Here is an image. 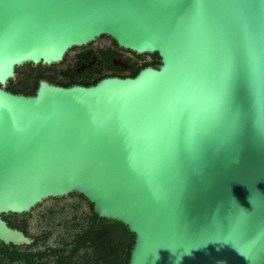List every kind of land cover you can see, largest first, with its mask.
<instances>
[{
  "label": "water",
  "instance_id": "1",
  "mask_svg": "<svg viewBox=\"0 0 264 264\" xmlns=\"http://www.w3.org/2000/svg\"><path fill=\"white\" fill-rule=\"evenodd\" d=\"M101 36L160 64L4 90ZM72 193L128 264H264V0H0V216ZM0 242L31 241L0 218Z\"/></svg>",
  "mask_w": 264,
  "mask_h": 264
},
{
  "label": "trees",
  "instance_id": "2",
  "mask_svg": "<svg viewBox=\"0 0 264 264\" xmlns=\"http://www.w3.org/2000/svg\"><path fill=\"white\" fill-rule=\"evenodd\" d=\"M102 38H107L111 47L83 49L63 68L58 69L57 65H62L67 52L76 47L69 49L57 65L24 64L14 68V79L7 81L4 90L15 95L33 96L39 81L59 87H87L105 77L132 78L139 70L160 64L156 53L135 55L118 48L109 37L98 39ZM124 53L130 54L131 58L124 57ZM113 62L124 63L127 67L121 68ZM69 196L77 197L79 205L85 204L86 209L69 217L64 235L54 245H49L52 229H42L40 234L31 231V214L40 204L28 213L2 214L0 218L9 228L22 232L27 238H40V264H128L133 234L117 221L97 217L91 204L82 196L74 193Z\"/></svg>",
  "mask_w": 264,
  "mask_h": 264
},
{
  "label": "rangeland",
  "instance_id": "3",
  "mask_svg": "<svg viewBox=\"0 0 264 264\" xmlns=\"http://www.w3.org/2000/svg\"><path fill=\"white\" fill-rule=\"evenodd\" d=\"M111 47V44L107 38L96 39L91 42L90 46L77 47L73 51H69L66 54L65 62L62 65H57V68H63L73 61V57L83 49L92 48H106ZM131 53V52H130ZM124 57L131 58L130 54H123ZM86 209L85 204L79 205V200L75 196H66L59 199H46L40 203V206L33 210L31 219V231L35 232L37 227L42 229H52L53 235L49 240V245H54L58 239L64 235V228L68 225V219L76 211L80 212Z\"/></svg>",
  "mask_w": 264,
  "mask_h": 264
},
{
  "label": "flooded vegetation",
  "instance_id": "4",
  "mask_svg": "<svg viewBox=\"0 0 264 264\" xmlns=\"http://www.w3.org/2000/svg\"><path fill=\"white\" fill-rule=\"evenodd\" d=\"M33 233L40 234V227ZM28 239L30 244L20 246L0 242V264H40V238Z\"/></svg>",
  "mask_w": 264,
  "mask_h": 264
}]
</instances>
